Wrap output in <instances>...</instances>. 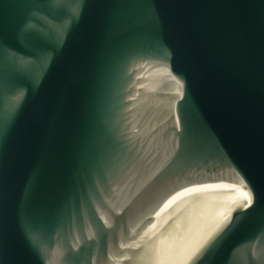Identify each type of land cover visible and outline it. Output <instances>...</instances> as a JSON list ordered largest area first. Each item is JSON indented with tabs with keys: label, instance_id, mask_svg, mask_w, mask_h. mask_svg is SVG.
Returning a JSON list of instances; mask_svg holds the SVG:
<instances>
[{
	"label": "water",
	"instance_id": "obj_1",
	"mask_svg": "<svg viewBox=\"0 0 264 264\" xmlns=\"http://www.w3.org/2000/svg\"><path fill=\"white\" fill-rule=\"evenodd\" d=\"M207 179L173 264H264V0H0V264H124Z\"/></svg>",
	"mask_w": 264,
	"mask_h": 264
},
{
	"label": "bare ground",
	"instance_id": "obj_2",
	"mask_svg": "<svg viewBox=\"0 0 264 264\" xmlns=\"http://www.w3.org/2000/svg\"><path fill=\"white\" fill-rule=\"evenodd\" d=\"M236 184L207 179L171 190L138 228L124 264H173L205 238Z\"/></svg>",
	"mask_w": 264,
	"mask_h": 264
}]
</instances>
